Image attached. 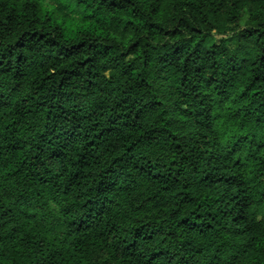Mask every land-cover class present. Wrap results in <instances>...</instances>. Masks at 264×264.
<instances>
[{
    "label": "clouds",
    "instance_id": "1",
    "mask_svg": "<svg viewBox=\"0 0 264 264\" xmlns=\"http://www.w3.org/2000/svg\"><path fill=\"white\" fill-rule=\"evenodd\" d=\"M0 264H264V0H0Z\"/></svg>",
    "mask_w": 264,
    "mask_h": 264
}]
</instances>
